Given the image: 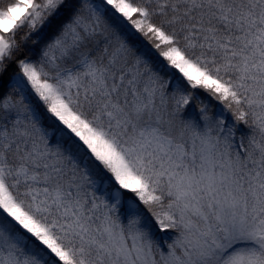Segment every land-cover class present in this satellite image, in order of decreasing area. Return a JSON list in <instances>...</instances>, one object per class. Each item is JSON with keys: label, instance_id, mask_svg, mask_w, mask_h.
<instances>
[{"label": "snow or ice", "instance_id": "obj_1", "mask_svg": "<svg viewBox=\"0 0 264 264\" xmlns=\"http://www.w3.org/2000/svg\"><path fill=\"white\" fill-rule=\"evenodd\" d=\"M0 264H264V0H0Z\"/></svg>", "mask_w": 264, "mask_h": 264}, {"label": "rangeland", "instance_id": "obj_2", "mask_svg": "<svg viewBox=\"0 0 264 264\" xmlns=\"http://www.w3.org/2000/svg\"><path fill=\"white\" fill-rule=\"evenodd\" d=\"M162 235H166V234H162Z\"/></svg>", "mask_w": 264, "mask_h": 264}, {"label": "trees", "instance_id": "obj_3", "mask_svg": "<svg viewBox=\"0 0 264 264\" xmlns=\"http://www.w3.org/2000/svg\"><path fill=\"white\" fill-rule=\"evenodd\" d=\"M162 235V234H161Z\"/></svg>", "mask_w": 264, "mask_h": 264}]
</instances>
